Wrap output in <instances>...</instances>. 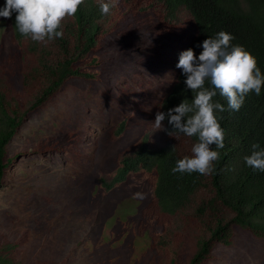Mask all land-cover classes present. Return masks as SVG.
Listing matches in <instances>:
<instances>
[{"label": "trees", "instance_id": "obj_1", "mask_svg": "<svg viewBox=\"0 0 264 264\" xmlns=\"http://www.w3.org/2000/svg\"><path fill=\"white\" fill-rule=\"evenodd\" d=\"M100 3L84 0L73 17L62 21L58 30L63 36L47 43L22 37L15 13L11 19L0 17V185L19 157L9 145L21 126L74 79L106 83L109 71L130 67L140 77L156 63L165 64L171 70L165 80L153 88L141 85L133 99L138 107L94 140L92 174L82 197L86 193L88 210L104 213L107 202L116 198L96 240L78 248L84 224L68 213L76 201L66 206L47 197L62 208L47 215L55 219L46 224L73 220L60 240L67 246L72 242V255L86 264L243 263L248 260L244 245L252 237L264 240V172L244 161L253 143L264 149V86L260 95L250 92L239 111L228 109L219 92L213 98L226 110L217 112L224 147L212 145L219 158L210 175L173 173L178 160L192 156L198 138L154 132L151 122L157 111L167 112L183 100L191 103L186 77L176 67L180 53L191 48L198 56L202 42L220 31L251 53L264 74V0H118L107 15ZM163 123L171 130L167 120ZM82 136L78 130L59 132L33 148L80 151ZM73 191L67 187L69 196L62 199L75 196ZM71 257L42 264H69Z\"/></svg>", "mask_w": 264, "mask_h": 264}, {"label": "rangeland", "instance_id": "obj_2", "mask_svg": "<svg viewBox=\"0 0 264 264\" xmlns=\"http://www.w3.org/2000/svg\"><path fill=\"white\" fill-rule=\"evenodd\" d=\"M174 52L169 56H174ZM170 71L168 65L156 63L151 73L147 71L140 77L130 67H125L109 71L106 83L74 79L52 101L30 115L9 145L10 152H18L19 157L0 185V255L4 264L61 263L73 256V243L67 246L65 240L60 239H64V230L73 227L74 221L57 219L51 226L46 224V219L50 222L55 219L51 218L52 213L62 208V203L70 206V200L78 204H73L74 208L68 213L84 224L85 229L79 234L82 243L78 248L85 240H96L105 219L114 212L116 198L107 202L104 213L88 210L86 193L82 197L87 175L92 174L94 140L138 107L139 103L133 99L140 93L141 85L153 88L164 81ZM142 99L145 101L147 97ZM69 130L83 133L76 147L81 148L80 151L65 148L41 153L33 148L44 137ZM67 187L77 192L65 202L62 197ZM47 197L60 199L62 203L52 205L55 201H48ZM61 213L62 210L57 218ZM244 246L248 260L244 259L241 264H264L263 239L252 237ZM69 264L86 263L73 256Z\"/></svg>", "mask_w": 264, "mask_h": 264}, {"label": "clouds", "instance_id": "obj_3", "mask_svg": "<svg viewBox=\"0 0 264 264\" xmlns=\"http://www.w3.org/2000/svg\"><path fill=\"white\" fill-rule=\"evenodd\" d=\"M84 0H6L0 8V17L11 19L15 13V25L22 37H30L33 41H52L63 36L62 21L73 17ZM118 0L111 3L101 0L100 8L104 15L109 14ZM234 37L220 31L214 38H207L202 42V51L197 56L193 49L182 51L177 68L186 77L185 90L192 94L189 104L183 100L178 106L167 112L157 111L155 120L151 122L156 131H165L170 137H197L191 152L192 156H185L176 162L173 173H199L210 175L213 163L219 158V152L212 149L224 147V130L219 123L217 112L226 109L220 102H214L217 92L227 99L228 109L239 111L245 97L254 92L260 95L264 86V74L257 66L255 57L243 46L233 45ZM211 87H205V82ZM167 120L171 130L165 127ZM253 151L244 157L248 167L264 172V149L258 143L252 144ZM137 196L141 195L139 193Z\"/></svg>", "mask_w": 264, "mask_h": 264}]
</instances>
